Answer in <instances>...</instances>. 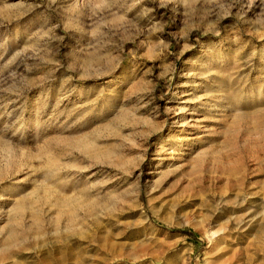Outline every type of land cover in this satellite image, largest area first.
Returning <instances> with one entry per match:
<instances>
[{
	"label": "rangeland",
	"instance_id": "374dc122",
	"mask_svg": "<svg viewBox=\"0 0 264 264\" xmlns=\"http://www.w3.org/2000/svg\"><path fill=\"white\" fill-rule=\"evenodd\" d=\"M0 264H264V0H0Z\"/></svg>",
	"mask_w": 264,
	"mask_h": 264
},
{
	"label": "bare ground",
	"instance_id": "6f19581e",
	"mask_svg": "<svg viewBox=\"0 0 264 264\" xmlns=\"http://www.w3.org/2000/svg\"><path fill=\"white\" fill-rule=\"evenodd\" d=\"M182 111V110H181ZM184 124V123H183Z\"/></svg>",
	"mask_w": 264,
	"mask_h": 264
}]
</instances>
